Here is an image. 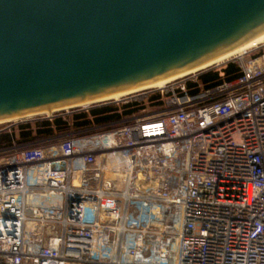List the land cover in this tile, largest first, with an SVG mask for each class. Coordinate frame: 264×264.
I'll list each match as a JSON object with an SVG mask.
<instances>
[{"label": "built area", "instance_id": "1", "mask_svg": "<svg viewBox=\"0 0 264 264\" xmlns=\"http://www.w3.org/2000/svg\"><path fill=\"white\" fill-rule=\"evenodd\" d=\"M229 63L233 80L190 86L204 69L113 99L140 108L119 121L0 148V264H264V43L212 67Z\"/></svg>", "mask_w": 264, "mask_h": 264}, {"label": "water", "instance_id": "2", "mask_svg": "<svg viewBox=\"0 0 264 264\" xmlns=\"http://www.w3.org/2000/svg\"><path fill=\"white\" fill-rule=\"evenodd\" d=\"M264 33V0H0V120L197 68Z\"/></svg>", "mask_w": 264, "mask_h": 264}, {"label": "trees", "instance_id": "3", "mask_svg": "<svg viewBox=\"0 0 264 264\" xmlns=\"http://www.w3.org/2000/svg\"><path fill=\"white\" fill-rule=\"evenodd\" d=\"M240 75V67L236 63H229L222 70H209L198 76V82L190 83V86L202 84L204 87H212L223 80H233ZM140 108L136 104H106L82 110L71 115L70 119L57 117L38 121L35 125L23 123L13 129L12 132L0 134V148L9 146L16 141L25 143L51 139L57 135L67 134L71 128L76 130L100 125L108 122L119 121L132 115Z\"/></svg>", "mask_w": 264, "mask_h": 264}, {"label": "bare ground", "instance_id": "4", "mask_svg": "<svg viewBox=\"0 0 264 264\" xmlns=\"http://www.w3.org/2000/svg\"><path fill=\"white\" fill-rule=\"evenodd\" d=\"M263 43H264V33L261 34L260 36H258L257 38H255V39H253V40H251V41H249V42H247V43L235 48L234 50H232L230 52H227L226 54H223V55H221V56L209 61L208 63H205L202 66H199L197 68L181 72L179 74H176V75L168 77V78L157 80L155 82L149 83V84L144 85L142 87H139L137 89L147 88V87H162L166 83H168V82H170L172 80H175V79H178V78H182L184 76H188V75L194 74L196 72H199L201 70L210 68V67L215 66V65H221L225 61H227V60H229V59H231V58H233L235 56L241 55V54L247 52L248 50H250V49H252V48H254V47H256V46H258L260 44H263ZM137 89L119 92V93L104 97V98L96 100V101L107 100V99H111V98H118V97H121V96H123L125 94H129V93H131V92H133V91H135ZM96 101H93V102H96ZM89 103H92V102L84 103V104H81V105H87ZM52 112L53 111H48V112H46L44 114H51ZM29 116H33V115H28V116H25V117H29ZM20 118H23V117H20ZM12 119H18V118H12ZM12 119H6V120H0V121L1 122H6V121L12 120Z\"/></svg>", "mask_w": 264, "mask_h": 264}, {"label": "rangeland", "instance_id": "5", "mask_svg": "<svg viewBox=\"0 0 264 264\" xmlns=\"http://www.w3.org/2000/svg\"><path fill=\"white\" fill-rule=\"evenodd\" d=\"M217 69L218 68H216V67L215 68L211 67V69H205V70H217ZM118 98H120V97H118ZM118 98H111V99H107V100L92 102V103H89L87 105H80V106H76L73 108L58 110V111L52 112L51 114H44L43 113V114L33 115V116H29V117L12 119V120L6 121L4 125L5 126L13 125L14 127L18 128V126L23 124V123H31L32 125H35L38 121H42V120H46V119H50V118L54 119L57 117H65V118L70 119L71 115H73L74 113H78L82 110H89L93 107H98V106L109 104L110 101H112L113 99H118ZM33 142H35V141H31V142H27V143H33Z\"/></svg>", "mask_w": 264, "mask_h": 264}]
</instances>
